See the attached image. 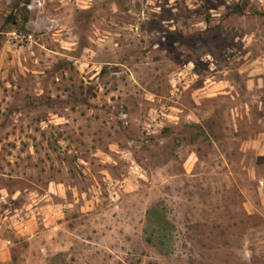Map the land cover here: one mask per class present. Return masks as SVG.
<instances>
[{
  "label": "rangeland",
  "instance_id": "rangeland-1",
  "mask_svg": "<svg viewBox=\"0 0 264 264\" xmlns=\"http://www.w3.org/2000/svg\"><path fill=\"white\" fill-rule=\"evenodd\" d=\"M26 1L0 0V264H264V0Z\"/></svg>",
  "mask_w": 264,
  "mask_h": 264
},
{
  "label": "trees",
  "instance_id": "trees-1",
  "mask_svg": "<svg viewBox=\"0 0 264 264\" xmlns=\"http://www.w3.org/2000/svg\"><path fill=\"white\" fill-rule=\"evenodd\" d=\"M28 3V0L26 1ZM28 21V12L25 8L14 11L13 13H10L7 15L5 18V23L9 24V26L15 27L17 31L19 30H24L25 25ZM7 30L9 28H6ZM103 70V69H102ZM147 217L151 224H153V230L155 232V239L158 244H161L163 242V237L166 236V232L164 230L168 227L171 226L170 222L167 220L164 214L160 213V211L157 209V207H151L147 210ZM152 227H150L152 229ZM152 230V231H153ZM154 232L153 233H148L149 236H146V240L148 242H153V237H154Z\"/></svg>",
  "mask_w": 264,
  "mask_h": 264
},
{
  "label": "built area",
  "instance_id": "built-area-1",
  "mask_svg": "<svg viewBox=\"0 0 264 264\" xmlns=\"http://www.w3.org/2000/svg\"><path fill=\"white\" fill-rule=\"evenodd\" d=\"M15 36V38H23L25 39L26 41L30 40L32 38V35L31 34H27L26 36L25 35H21L19 32H12Z\"/></svg>",
  "mask_w": 264,
  "mask_h": 264
}]
</instances>
